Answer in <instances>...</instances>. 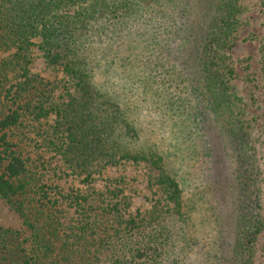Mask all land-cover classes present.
I'll use <instances>...</instances> for the list:
<instances>
[{
    "label": "trees",
    "instance_id": "1",
    "mask_svg": "<svg viewBox=\"0 0 264 264\" xmlns=\"http://www.w3.org/2000/svg\"><path fill=\"white\" fill-rule=\"evenodd\" d=\"M181 2L0 0V54L8 52L0 56V198L30 232L22 237L0 225V264H253L254 242L264 226L260 169L247 125L233 117L230 87L219 70L221 52L236 31L240 0H193L184 8L186 60L176 78L189 85L192 106L183 105L187 98L178 102L169 96L172 83L157 50L168 41ZM262 8L264 15V1ZM37 37L48 66L66 77L60 97L30 71V47ZM262 47L264 78V37ZM114 78H136L140 100L157 115L176 124L186 112V123L208 139L207 177L223 206V224L217 227L223 240L215 245V238L213 252H199L198 261L189 263L197 244L186 229L192 205L184 201L171 151L128 118L119 89L103 82ZM175 84L178 100L182 87ZM50 114L54 124L43 128ZM25 128L42 131V146L85 180L123 161L146 163L156 171L151 183L161 199L128 214L119 188L67 193L54 184L56 195L51 194L46 182L37 186L39 171L22 145ZM224 156L235 161L231 171ZM64 203L72 208L71 217L59 208Z\"/></svg>",
    "mask_w": 264,
    "mask_h": 264
},
{
    "label": "rangeland",
    "instance_id": "2",
    "mask_svg": "<svg viewBox=\"0 0 264 264\" xmlns=\"http://www.w3.org/2000/svg\"><path fill=\"white\" fill-rule=\"evenodd\" d=\"M263 1L240 0L241 6L237 16L236 31L228 45L221 52L219 70L230 87L233 117L243 120L252 139L260 169L258 187L263 194L261 211L264 218ZM192 4L193 0H182L174 12L175 22H173L172 33L169 35L168 41L157 49L159 56L165 60L167 66L166 79L172 83L173 92L169 96H173L172 100L178 102H182L181 98H187L186 102L183 100V105L186 106H192L194 98L188 94L191 93L188 89L189 85H186L184 80L182 82L181 79L176 78V72L180 70L186 60L181 48L185 39L184 8L191 7ZM32 40L34 45L30 47L29 52L30 71L33 74L40 75L54 89L53 95L60 97L64 93L63 83L66 77L60 70L48 66L36 45L39 38H33ZM119 43L118 47L123 49L122 41ZM6 54H8L7 51H2L0 56ZM149 58L153 59L150 56ZM143 65L144 63L141 62L140 66ZM181 74L183 73L179 71L178 75ZM176 80L180 82L182 87L178 100V95L174 90ZM103 82L109 88L119 89L120 96L124 99L123 106L130 114L128 118L135 119L143 128L145 137L155 143L159 142L160 147L171 151L170 159L175 163L178 177L182 178L184 201L192 205V220L188 223L186 229L195 237L197 244L191 248L189 263L198 261V257L201 256L199 252L212 253L215 238L217 240L215 245L223 240L217 229L223 224L220 217L221 213L223 214V206L216 201L213 181L210 176L207 177L212 159L208 139L196 128L192 129V124L186 123L184 120L186 112L182 116L183 119L179 116L176 124H173L170 119L164 118L163 120L157 115L153 107L140 100V94L136 91L138 85L136 78L134 81L128 78H114L105 79ZM168 89L170 88L168 87ZM164 94L168 96V93ZM180 113H182L181 107ZM224 117L223 114L219 120L223 121ZM54 120L55 115L50 114L47 121L42 123V127L46 128L53 125ZM188 130H191V132L189 133ZM24 131V138H26L22 144L24 151L27 156L31 157L30 163L36 171H39L37 177L41 180L39 183L36 181L35 183L40 186L42 182H46L49 192L53 195L54 193L56 195L55 190H52L54 184H58L59 189L67 193L87 192L92 189L105 190L107 187L111 189L119 188L122 191V197L128 202L125 210L128 214L151 208L157 200L161 199V193L157 186L151 183L152 174L156 171L149 169L147 164L142 161L139 163L123 161L117 165L106 166L92 174L88 180H85L84 176H78L63 166L57 154L42 146V131L38 132L37 129L28 130V128H25ZM209 131L211 132V130ZM224 162L228 171L235 168V161L230 156H224ZM59 208H63L65 211L69 210V213H64V215L67 217L72 216L73 210L72 208L68 209L66 203ZM0 225L19 230L22 237L30 234L19 215L1 198ZM178 231L180 232L179 227ZM231 242L232 240L226 242V251L231 250ZM200 244H202V247H200ZM253 264H264V226L254 242Z\"/></svg>",
    "mask_w": 264,
    "mask_h": 264
}]
</instances>
